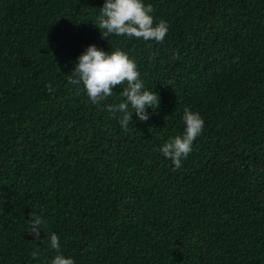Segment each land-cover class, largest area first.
<instances>
[{"label": "trees", "instance_id": "1", "mask_svg": "<svg viewBox=\"0 0 264 264\" xmlns=\"http://www.w3.org/2000/svg\"><path fill=\"white\" fill-rule=\"evenodd\" d=\"M104 3L0 0V264H264V0H143L162 43L103 38ZM92 45L136 62L146 122L106 110L126 84L93 104L68 83ZM185 107L204 127L176 169Z\"/></svg>", "mask_w": 264, "mask_h": 264}, {"label": "clouds", "instance_id": "2", "mask_svg": "<svg viewBox=\"0 0 264 264\" xmlns=\"http://www.w3.org/2000/svg\"><path fill=\"white\" fill-rule=\"evenodd\" d=\"M153 11L152 5H145L143 0H105L95 26L100 29L101 36L108 40L110 36L115 35L162 43L168 33V25L165 21L154 25ZM71 74L68 83L75 86L82 84L93 104L112 96V89L116 86L126 84L120 93L126 99L118 105L109 104L106 109L114 118L117 113L121 114L119 123L125 130L130 123L132 124L133 113L140 122H146L149 119L147 109L159 106V96L155 92L144 90L136 62L121 50L108 54L98 50L95 45L89 46L78 58V64ZM46 88L53 91L50 84ZM182 121L185 125L184 133L170 138L159 149L165 158L171 160L176 169L182 166V160L192 152L193 143L204 127V120L199 113L192 112L188 107L184 109ZM28 223L30 225L28 234L39 239L47 221L40 215L31 213ZM48 238L50 247L59 253V237L52 233ZM31 256L37 259L38 251L34 250ZM51 264H75V261L58 254L52 259Z\"/></svg>", "mask_w": 264, "mask_h": 264}]
</instances>
